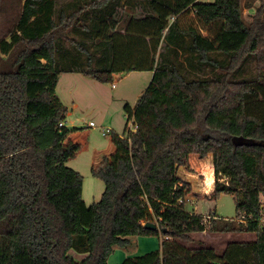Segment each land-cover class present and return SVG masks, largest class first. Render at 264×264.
<instances>
[{
  "label": "trees",
  "instance_id": "trees-1",
  "mask_svg": "<svg viewBox=\"0 0 264 264\" xmlns=\"http://www.w3.org/2000/svg\"><path fill=\"white\" fill-rule=\"evenodd\" d=\"M258 1L247 20L240 6L217 0H0V264H109L132 236L153 235L164 236L161 249L118 264H181L166 237L189 242L203 231L256 233L255 261L264 264ZM191 8L206 35L182 22ZM133 71L153 76L135 107L125 105L114 151L92 168L105 189L87 205L84 177L68 166L81 145L70 138L78 128L65 125L60 76L110 83ZM193 153L212 154L213 197L233 194L235 219L180 202L191 185L178 171Z\"/></svg>",
  "mask_w": 264,
  "mask_h": 264
},
{
  "label": "rangeland",
  "instance_id": "rangeland-1",
  "mask_svg": "<svg viewBox=\"0 0 264 264\" xmlns=\"http://www.w3.org/2000/svg\"><path fill=\"white\" fill-rule=\"evenodd\" d=\"M211 1L214 0H200V4L206 6L205 4ZM217 1L228 3L233 6H240L247 20L252 19V15L255 13V7L260 5V1L256 0L255 7L249 9L245 7L247 0ZM1 18H3L2 15H0V21H2ZM181 18L184 24H192L200 27L202 34H207L206 23L202 21L201 16L193 11V8L183 14ZM219 34H221V28L214 26L213 35L216 37ZM126 75V73H122L114 79V82L103 83L102 85L100 83H95V79L86 77L80 73H65L60 76L57 85L56 93L67 108L65 125L69 128H78V130L72 134L71 139L74 142H78L81 145V149L74 158L68 161V166L80 172L84 177L83 199L87 205H91L93 202L98 201L105 189L104 182L93 175L92 168L97 166L104 154H109L114 150V144L111 140L112 133L123 134L127 125L125 105L129 103L132 107H135L140 95L151 82L153 72L135 71L127 77ZM113 83H115V87L112 86ZM125 91L128 94L127 101H112L117 97L118 93L120 94ZM91 121L96 124L95 127L89 125ZM129 126L133 128V123L130 122ZM202 161L208 165L211 163L213 164L212 154L202 158ZM184 170L189 172L191 170L190 164L184 167ZM204 179L203 176H200L198 188L195 189L196 194H193L194 190L191 184V189L186 194L187 198L185 199L186 210L190 212L194 211L199 214L206 213V215L212 212L220 218L235 219L236 204L234 195L221 192L215 197H213V193L210 194V196L207 195L209 198L206 196L203 197V193L207 191L204 187H201L199 183L205 186ZM131 238L135 240V243L127 248L116 247L109 256L108 260L110 264L121 263L132 255H143L150 251L157 250L162 244L161 239L156 235L141 237L132 236ZM139 238H145L144 240H147L146 242L148 243H137V239ZM154 244L156 246L152 248ZM179 258L181 262L182 260L186 261V253L183 252V255H180Z\"/></svg>",
  "mask_w": 264,
  "mask_h": 264
},
{
  "label": "crops",
  "instance_id": "crops-1",
  "mask_svg": "<svg viewBox=\"0 0 264 264\" xmlns=\"http://www.w3.org/2000/svg\"><path fill=\"white\" fill-rule=\"evenodd\" d=\"M131 73L132 72L127 73L126 77ZM95 83H100L103 85V83L99 81H95ZM127 96L128 94L126 93V91L120 94L118 93L117 97L114 98L112 101L114 102L115 100L116 102H120V101L124 102L128 100ZM72 134H70V138H72ZM189 161H190L191 170L187 172L186 170H184V167H180L179 168L180 177L183 180L189 182L190 185L192 184L194 190L193 194H196L195 189L198 188L199 178L200 176H203L205 178L204 179L205 186H203L202 183L199 184H201V187H204L207 191L203 193V197L206 196L207 198H209L210 194L214 193V188H215L214 165L212 163L208 165L207 163L203 162L202 158H200L198 154L195 155V153L190 155ZM204 215H206V213ZM191 237H192V241L189 242L181 241V240H173L172 238L166 237V239H168L171 242L170 245L172 250L175 253H177L179 257L180 255H183V252L186 253V261L182 260V262L185 264H256L255 261L256 239H257L256 233L253 232L221 233V232L203 231V232H194L191 234ZM159 238L161 239V243H162V241L164 240L163 236H159ZM144 239L145 238L137 239V243L138 242L141 244L148 243L146 242L147 240ZM133 243H135V240L131 238V245ZM155 246L156 245L154 244L152 248H155ZM161 248H162V244L160 245L159 249ZM132 256H138V255H132ZM171 264H179V263L172 262Z\"/></svg>",
  "mask_w": 264,
  "mask_h": 264
},
{
  "label": "built area",
  "instance_id": "built-area-1",
  "mask_svg": "<svg viewBox=\"0 0 264 264\" xmlns=\"http://www.w3.org/2000/svg\"><path fill=\"white\" fill-rule=\"evenodd\" d=\"M113 87H115V83H113ZM60 125L62 126V125H64V122H60ZM89 125L91 126V127H95L96 126V124L93 122V121H91L90 123H89ZM104 130V129H103ZM104 133H105V130L103 131ZM187 197H185V198H182V199H180V202L181 203H185V199H186ZM189 200V199H188ZM190 201H192V200H190ZM263 222H264V210H263V216H262V219H261Z\"/></svg>",
  "mask_w": 264,
  "mask_h": 264
},
{
  "label": "water",
  "instance_id": "water-1",
  "mask_svg": "<svg viewBox=\"0 0 264 264\" xmlns=\"http://www.w3.org/2000/svg\"><path fill=\"white\" fill-rule=\"evenodd\" d=\"M236 139V138H235ZM145 227L148 228V229H159L158 227V224L156 222H152V221H148L146 224H145Z\"/></svg>",
  "mask_w": 264,
  "mask_h": 264
}]
</instances>
